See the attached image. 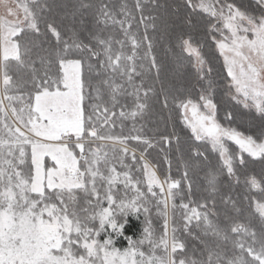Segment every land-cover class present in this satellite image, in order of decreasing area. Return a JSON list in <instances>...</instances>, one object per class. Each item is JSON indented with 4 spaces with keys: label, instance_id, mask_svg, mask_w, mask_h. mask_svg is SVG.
<instances>
[{
    "label": "snow or ice",
    "instance_id": "6c2138e0",
    "mask_svg": "<svg viewBox=\"0 0 264 264\" xmlns=\"http://www.w3.org/2000/svg\"><path fill=\"white\" fill-rule=\"evenodd\" d=\"M0 3V264H264V0L250 11L219 0ZM196 9L223 21L210 29L231 78L223 95L213 61L194 46L205 23ZM218 104L246 131L218 123ZM241 104L247 112L235 111ZM178 109L194 141L169 130ZM130 141L146 192L126 162L137 161ZM196 141L219 154L220 170ZM150 150L169 171L174 155L181 179L161 181ZM200 172L205 194L194 200ZM234 187L261 198L234 199ZM129 210L144 218L141 236L123 249L100 241L106 225L122 235L115 214ZM180 231L200 248L189 252Z\"/></svg>",
    "mask_w": 264,
    "mask_h": 264
},
{
    "label": "trees",
    "instance_id": "16d2710c",
    "mask_svg": "<svg viewBox=\"0 0 264 264\" xmlns=\"http://www.w3.org/2000/svg\"><path fill=\"white\" fill-rule=\"evenodd\" d=\"M229 3H233L238 7H241L242 10H248L250 11V5L254 3V0H225ZM119 2V0H117ZM129 4L132 3V0H128ZM196 2V0H194ZM189 12L192 11V9L188 10ZM197 12L200 13V16L198 19H202L205 21V23H202L199 26V32L197 35V42L194 43L195 46L199 47L201 55L203 59L208 61L211 59L213 61L212 67L214 68V74L217 76V79L221 82V95L226 91L225 86L231 83V78L227 75V69L224 63L223 56L221 55L220 51L218 50V47L216 45V41L212 39V36L216 37V40L220 37V34L214 30L210 31L211 25L215 24L218 28H222V24L217 21L215 17H211L209 14L202 12L200 9H196ZM185 55H189L185 53ZM193 57V61H194ZM191 67V66H189ZM194 70V69H193ZM232 93L235 94V88L234 86L231 89ZM191 99H193L196 102H199L198 100V92H193L191 95ZM219 100V96L214 98V102H217ZM235 102H233L234 104ZM229 111L233 110L232 106L230 105L228 108ZM244 111L247 112L248 109H244L243 105H237L235 106V111ZM217 119L218 121L225 127L232 126V127H237L238 130L245 132L247 125L245 124L244 126H239V122H234L231 125L229 124V121L225 119V109L221 108L218 104V109H217ZM131 127L130 123L128 125ZM173 127H175L176 131L180 133L182 139H191L194 141V137H192L191 130L189 127L184 123L183 121V116H182V111L181 109H178L172 113V118L169 121V130H171ZM246 134H249L246 132ZM151 135V134H149ZM197 145L201 147V151L205 153V155L208 156L210 163L213 165V167L216 170H220L221 168V161L219 160V154L217 152H214L211 148V145L206 142H195ZM129 146L132 148H135L140 151L138 146L136 145V142L130 141ZM229 149L231 153H238L239 148L236 146L234 143L229 142ZM137 160H139V155L135 153ZM247 156V154H244ZM145 156L156 166L158 172L160 175L166 179L167 177H171V179H176L179 180L181 179L182 176V169L179 168V162L175 160V156L173 155V165L171 167V170L169 171V166L163 161V154H160L159 156L157 155L156 152L150 150V154H145ZM126 162L129 163L130 165L134 166V162L131 159V156H129L126 159ZM136 163V162H135ZM133 170V169H132ZM224 175L221 176L220 178V183L221 186L225 185L227 183V176H226V169L223 170ZM204 173L200 172L198 177H195V184L193 188L194 195L192 199L194 200H199L204 193V189L206 188V184L203 180ZM186 183L187 182H182V184L185 185V192H186ZM245 195H249L254 198L255 200H259L260 194L256 189L251 190V192H246L243 187H234L232 191V196L233 198L240 197L243 199ZM218 200V198H217ZM52 203H56L58 207H60L59 201L58 200H53L51 201ZM177 205L180 204L179 198L176 200ZM152 219H153V227L155 229V232L157 236L163 234V218L158 217L156 215L155 209H153L152 212ZM239 222L241 223H246V219L241 217L239 218ZM123 228H122V235L120 238V245H128V239L126 237L132 238V239H138L141 236V232L143 230L144 226V218L143 216L137 212L133 213L130 212L125 216V220L123 219ZM177 223H179V220L177 218ZM256 221L253 222V226H256ZM96 226L98 227V221L96 222ZM198 234V232H197ZM106 234L103 232L100 233L99 235V240L103 241L106 239ZM177 236L180 237L181 242L186 243L187 249L189 252L193 248L199 249L200 244L198 240L193 239L192 237H188L185 233L182 231L177 233ZM229 247H231L229 245ZM142 250L147 252L148 251V245L145 244L142 247ZM180 250H178L179 252Z\"/></svg>",
    "mask_w": 264,
    "mask_h": 264
},
{
    "label": "rangeland",
    "instance_id": "374dc122",
    "mask_svg": "<svg viewBox=\"0 0 264 264\" xmlns=\"http://www.w3.org/2000/svg\"><path fill=\"white\" fill-rule=\"evenodd\" d=\"M6 2L9 4V5H14V4H16V3H19L20 2V0H6ZM199 2V0H196V3H198ZM212 3L214 4V6L215 7H219V4H228L229 2H227V1H225V0H219V4H217L216 3V0H212ZM233 4V3H232ZM235 5V4H234ZM236 6V5H235ZM236 7H238V6H236ZM5 11H6V9H5V7L3 6V4L2 3H0V15H4L5 14ZM225 11H227V9H225ZM9 19H12L11 17H9ZM218 21V20H217ZM219 23H221L222 24V28H223V21L221 20V21H218ZM224 35H229V32H228V30L227 29H224ZM219 39H221V36L217 39V40H219ZM195 46V45H194ZM195 47H197V46H195ZM197 49H198V51H200V49H199V47H197ZM218 50H219V48H218ZM220 51V50H219ZM221 53V52H220ZM188 54V53H187ZM200 54H201V52H200ZM221 55L223 56V54L221 53ZM202 56V55H201ZM194 57V56H193ZM203 58V57H202ZM194 59H195V57H194ZM223 59H224V57H223ZM226 66V65H225ZM226 69H227V67H226ZM234 88H235V86H234ZM181 111H182V116H183V121H184V123H185V120H184V111H183V109H181ZM201 111L203 112L204 111V109L201 107ZM188 115L189 116H191V112H189L188 113ZM216 120H217V122L218 123H220L219 121H218V119H217V115H216ZM186 124V123H185ZM221 124V123H220ZM222 125V124H221ZM223 126V125H222ZM190 129V128H189ZM229 142H232V141H225V144H226V146L228 147V149H229ZM232 143H234V142H232ZM235 144V143H234ZM236 145V144H235ZM129 146V145H128ZM237 146V145H236ZM93 147H95V145H93ZM129 148L130 149H134L135 150V153H137L139 156H140V151L139 150H137V149H135V148H132L131 146H129ZM76 152H77V154H79V149H76L75 150ZM229 152H230V149H229ZM231 153V152H230ZM145 158H146V160H147V162L150 164V166L153 168V170L156 172V175H157V177L161 180V181H164L165 179L160 175V173L158 172V170H157V168H156V166L145 156ZM50 161H48V160H46V164H49L50 165ZM137 167H139L140 168V171L139 172H137L136 171V168ZM133 170H132V175L134 176V178H139L140 180H142V181H145V183L144 184H142V185H138V186H140L141 187V189H142V191H147V184H146V180H145V176H144V172H143V161H140V160H137L136 161V163L134 162V166H133V168H132ZM120 169H118V171H119ZM165 187H166V185H165ZM154 191H156L157 193H159V188H156V187H154V189H153ZM130 212H132V211H128L127 212V214H129ZM125 216H127V215H125L124 213H116L115 214V219H116V221H117V223L118 224H122V228H123V219L125 220ZM105 228H106V230L104 231V233L107 235L106 236V238H109V237H111L112 239H113V245L115 246V247H117V248H121V249H123V248H125V247H127L128 245H120V238H121V235H119V236H117L116 235V233L115 232H113V230L110 228V227H108L107 225L105 226ZM121 231H122V229H121ZM157 254H159V253H157Z\"/></svg>",
    "mask_w": 264,
    "mask_h": 264
}]
</instances>
